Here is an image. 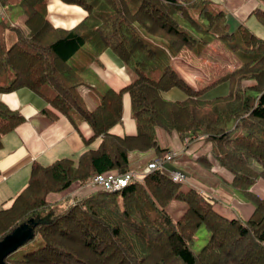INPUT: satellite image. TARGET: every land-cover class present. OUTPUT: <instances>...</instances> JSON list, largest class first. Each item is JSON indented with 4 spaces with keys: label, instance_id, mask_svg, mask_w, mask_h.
<instances>
[{
    "label": "trees",
    "instance_id": "1",
    "mask_svg": "<svg viewBox=\"0 0 264 264\" xmlns=\"http://www.w3.org/2000/svg\"><path fill=\"white\" fill-rule=\"evenodd\" d=\"M62 1L86 11L69 28L48 21L46 0H0L5 9L18 7L28 27L23 33L0 18V91L28 86L71 121H87L93 132L76 157L31 163L26 185L0 210V241L22 230L39 242L25 252L16 251L19 243L0 264H264V196L249 190L258 178L264 181V38L244 24L229 31L223 9L213 0ZM257 12L264 24V10ZM8 28L15 33L9 44ZM213 39L239 63L193 87L170 60L183 45L197 54ZM106 48L131 79L118 90L98 92L88 85L96 98L88 109L78 90L84 84L81 70ZM172 86L184 97L164 98L162 91ZM219 86L224 91L217 92ZM123 91L135 122L132 134L112 130L121 121ZM42 112L56 116L49 108ZM22 120L18 110L0 100V146L2 136ZM157 128L174 131L183 146L196 137L209 141L211 156L231 172L230 188L252 204L249 216L220 215L210 195L183 188L158 167L117 191L97 187L70 204L47 202V193L74 182L88 184L94 173L131 170L130 151L152 150L139 171L163 156L169 149L159 144ZM173 201L182 203L175 205L177 216L168 210ZM200 227L208 236L193 252L189 245Z\"/></svg>",
    "mask_w": 264,
    "mask_h": 264
},
{
    "label": "crops",
    "instance_id": "2",
    "mask_svg": "<svg viewBox=\"0 0 264 264\" xmlns=\"http://www.w3.org/2000/svg\"><path fill=\"white\" fill-rule=\"evenodd\" d=\"M223 9L226 26L229 31L239 24L246 25L250 30L261 32L256 26L258 9L264 10V0H213ZM46 18L55 27L69 28L77 23L86 13L79 5L66 3L62 0H46ZM0 18L10 25L18 27L23 33L28 31L24 23L25 14L18 7H0ZM262 22V21H261ZM6 43L15 38L12 29L6 30ZM239 61L232 51L219 39L211 40L197 54L187 46H181L176 55L171 58V66L193 87H201L230 71ZM84 82L78 87L86 108H92L96 98L88 85L101 92L106 87L118 90L131 79V74L116 55L106 48L96 54L87 66L81 70ZM224 91L223 86L216 89ZM167 99H181L184 92L172 86L162 91ZM0 100L11 109H16L23 116V120L2 136L0 146V210L6 208L11 199L26 185L30 165L33 161L46 164L58 157H76L86 142L92 137V129L85 120L72 121L63 113L51 107L43 96L32 88L21 85L8 91H0ZM49 108L56 116L49 117L42 112ZM135 122L130 113L129 96L121 93V121L112 126V130L121 133H134ZM160 145L174 150L175 155L165 163L166 168H179L185 171L187 186H193L210 195L214 199V209L226 218L246 219L252 211V204L234 193L230 188L231 172L211 156L210 142L202 137H196L186 146L179 141L174 131H156ZM97 138L92 139L94 144ZM129 155V154H128ZM152 156V150L134 152L130 158L134 167L138 169L145 160ZM129 157V156H128ZM251 166L259 170L260 166L252 160ZM192 171L195 177L192 176ZM200 173H207L209 181ZM199 179H198V178ZM97 187L89 184L79 185L74 182L66 190L58 193H47L49 203L61 206L70 204L74 198L78 199L95 191ZM249 190L258 197L264 196V181L258 178Z\"/></svg>",
    "mask_w": 264,
    "mask_h": 264
},
{
    "label": "built area",
    "instance_id": "3",
    "mask_svg": "<svg viewBox=\"0 0 264 264\" xmlns=\"http://www.w3.org/2000/svg\"><path fill=\"white\" fill-rule=\"evenodd\" d=\"M175 155L174 150H168L163 156L156 157L146 163L140 171L126 170L123 172H97L92 175L88 184L99 187L107 191H117L125 187L134 178H139L141 173H145L154 168L166 169L172 181L183 182L187 179L184 170L179 168H166L165 163Z\"/></svg>",
    "mask_w": 264,
    "mask_h": 264
},
{
    "label": "rangeland",
    "instance_id": "4",
    "mask_svg": "<svg viewBox=\"0 0 264 264\" xmlns=\"http://www.w3.org/2000/svg\"><path fill=\"white\" fill-rule=\"evenodd\" d=\"M256 26H258L260 28V31L261 32H256L255 30L253 32L256 33L258 36L264 38V24L261 21L258 20L257 23H256ZM158 130H162V129L161 128H157V131ZM121 133H123V132L121 131ZM134 152H136V151H130L129 152V155H128L129 156V159L132 157V155L134 154ZM130 166L131 167H134V164L131 163V161H130ZM200 175L202 177H205L207 181H209V180L212 181V179H210V176H208L207 173H200ZM192 176L195 177L193 171H192ZM182 187L185 188L187 186L184 183H182ZM177 204H182V203L181 202H178V201H173V202H171L168 205V210L170 211V213L173 214V216H177L176 213H175V207H176L175 205H177ZM23 228H24V226H21V229H23ZM30 235H31V233L28 232V231L19 230L17 232L16 241L20 243V246L16 249V251H18V252H25L28 249L33 248V247L36 246V244L39 242V238L37 236H34L32 240H29L27 238ZM207 236H208L207 230L204 227H200L197 230V232L195 233L193 241L189 245L190 248H191V250L193 252H196L197 250H199V248L205 243V241L207 239ZM12 257H16V254L14 256H12Z\"/></svg>",
    "mask_w": 264,
    "mask_h": 264
},
{
    "label": "water",
    "instance_id": "5",
    "mask_svg": "<svg viewBox=\"0 0 264 264\" xmlns=\"http://www.w3.org/2000/svg\"><path fill=\"white\" fill-rule=\"evenodd\" d=\"M17 232L18 230H15L13 233L5 237L3 241L2 240L0 241V258L4 254H6L9 250L13 249L15 246L19 244V242L16 241Z\"/></svg>",
    "mask_w": 264,
    "mask_h": 264
},
{
    "label": "clouds",
    "instance_id": "6",
    "mask_svg": "<svg viewBox=\"0 0 264 264\" xmlns=\"http://www.w3.org/2000/svg\"><path fill=\"white\" fill-rule=\"evenodd\" d=\"M186 181V180H185ZM184 182V181H183Z\"/></svg>",
    "mask_w": 264,
    "mask_h": 264
}]
</instances>
